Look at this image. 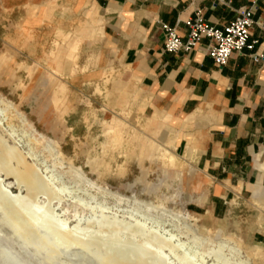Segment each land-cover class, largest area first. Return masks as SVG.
<instances>
[{
	"label": "rangeland",
	"instance_id": "1",
	"mask_svg": "<svg viewBox=\"0 0 264 264\" xmlns=\"http://www.w3.org/2000/svg\"><path fill=\"white\" fill-rule=\"evenodd\" d=\"M26 3L0 0V99L11 101L39 132L55 140L63 159L43 140L31 141L33 132L18 117L13 118L11 137L7 131L12 129L6 124L2 131L9 144L15 143L23 152L31 149L30 158L52 177L55 193L60 196L39 194L28 207L39 205L48 215L67 219V227L85 228L87 235L78 236V240L85 239L88 244H67L63 237L58 254H51L49 259L48 247L35 242L34 235L22 238L29 247L17 242L6 226L8 220L1 218L0 264H104L103 255L107 263H113L120 254H125L126 264H130L148 249L139 239L143 231L132 233L135 227L123 229L115 223H133L134 219L161 233L183 232L178 236L187 242L185 251L198 260L203 256L207 264H225L213 261L215 253L232 260L235 256L227 246L218 250L217 241L193 239L194 233L212 238H217V232L232 236L248 248L250 264H264L262 220L249 216L254 214L251 209L238 210L227 220L208 216L207 193L194 192L191 186L200 177L186 168L180 155L172 152V145L161 144L148 131L143 121L144 104L135 92L120 91L121 82L96 65L95 49L86 47L94 36L87 30L91 25L87 13L75 18L59 13L49 22V18H40V24H32L34 9H27ZM111 125L120 127L121 136L112 138ZM151 145H159V150ZM68 161L81 167L96 186L69 171ZM12 180L9 176L6 179ZM97 186L108 187L115 195ZM11 190L18 192L15 186ZM178 211L189 213L195 226L188 229L169 213ZM162 252L157 255L149 248L148 258L141 263H188L166 248Z\"/></svg>",
	"mask_w": 264,
	"mask_h": 264
},
{
	"label": "crops",
	"instance_id": "2",
	"mask_svg": "<svg viewBox=\"0 0 264 264\" xmlns=\"http://www.w3.org/2000/svg\"><path fill=\"white\" fill-rule=\"evenodd\" d=\"M31 18L87 13L96 65L135 92L143 121L161 144L172 145L200 177L191 186L208 195V216L232 218L251 209L264 224V0H27ZM25 4V5H26ZM252 8L254 24L244 48L217 67L203 38L190 52H165L162 23L185 38V20L200 10L210 25ZM24 9V8H23ZM61 9H64L62 12ZM40 24V23H39ZM93 31V32H92ZM95 37L94 39H92ZM251 53L262 57L253 60ZM178 152H181L180 154ZM197 187V189H196ZM218 219V220H220Z\"/></svg>",
	"mask_w": 264,
	"mask_h": 264
},
{
	"label": "bare ground",
	"instance_id": "3",
	"mask_svg": "<svg viewBox=\"0 0 264 264\" xmlns=\"http://www.w3.org/2000/svg\"><path fill=\"white\" fill-rule=\"evenodd\" d=\"M60 88L63 89V86H60ZM15 117L20 118L22 123L31 129L33 132V136L29 138L31 141L37 139L43 140L49 149H56L55 152L57 156L60 159H63L62 153L56 147L57 142L55 140L49 138L44 133L39 132L11 101L0 99V205H3L0 210V220L3 218L4 220L5 218L8 220L7 222H9V224H6V226L9 227L10 233H12V236L16 239V241L21 244L27 245L28 247L31 246L28 243H25L22 238H27L29 235H34L36 238L34 240L35 242H39L43 247H48L46 252L49 254V259H51V254L54 253L55 256L58 254V245L61 244V238L63 237L67 238L65 241L67 244L76 243L78 241L81 242L82 245L87 246V240L82 238L80 239L83 241L78 240V236L87 235L86 231H84L85 228H80L77 225L69 228L67 227V219H61L59 217L55 218V216L48 215L47 211H45L39 205L36 208L28 207V205L32 203L34 199H38L39 194H42L46 198H53V195L55 194L56 197H54L60 199V196L57 197V194L55 193V186L52 183V177L50 178L47 176L39 164L34 161V159L30 158L33 155L31 149L23 152V150L15 143L9 144L7 134L8 137H11L14 133L12 121ZM3 124H6L12 130L9 133L7 130H5L7 131V134H5V132L2 131ZM108 129L112 134V138L115 139L121 136V129L119 126L111 125L108 127ZM141 144H144V142ZM151 146L152 149L154 148L155 150H159V145L154 147L153 145ZM163 152L164 150L162 153ZM169 157L170 159H173L172 155ZM93 161L96 162V159ZM67 168L69 171L74 172L80 179H84V181L88 184L96 186L94 181H91L89 178H87L81 167L75 166L72 162L68 161ZM8 176L12 177L13 180L6 181ZM13 186L18 189V192H13L11 190ZM97 188L101 191L115 195V193H112L110 190H108V187L97 186ZM23 190H25V193H23ZM169 213L179 222L183 221L188 229L190 228L189 226H195V223H190L192 217L189 213H182L180 211ZM115 224L116 226H119V224L123 225L120 227L123 229L135 227L132 233L139 229L140 231L141 229L143 231L139 234L142 236L139 239L148 246V249L143 250V252H141L135 259L130 261V264H142L141 262L148 258L149 248H152L155 253H157V255L164 254L162 251L164 248H166L169 252L177 254L180 259L188 261L187 264H207L203 256L198 260L194 258V255H190L188 251H185L184 248L187 245V242L181 240L178 236L183 232L173 233L166 230L161 233L158 228H145V221H140L138 219H134L133 223L121 224L116 222ZM10 226L14 229L12 230ZM193 229L196 230V228ZM81 231L84 232L82 233ZM198 233L199 234H193V239L200 238L209 241H217L218 250H220V248L223 246H227L230 253L235 256L234 260H232L227 258L225 254H223L221 257L219 253H215V258L213 261L225 264H250V253L247 250L248 248L243 247L241 241L233 238L232 236L223 237L221 232L216 233L217 238H212L207 234H201L200 232ZM12 236L11 239H13ZM49 237H51L50 240L52 239V241H48ZM29 249L34 251V249ZM179 251H182V253ZM95 255L98 258H101L100 254ZM102 258L105 260L104 264L128 263L126 262L128 259L125 257V254H120V257H117L118 260L114 261L113 263L110 261L107 263V258L104 255ZM213 263L214 262L210 264Z\"/></svg>",
	"mask_w": 264,
	"mask_h": 264
},
{
	"label": "built area",
	"instance_id": "4",
	"mask_svg": "<svg viewBox=\"0 0 264 264\" xmlns=\"http://www.w3.org/2000/svg\"><path fill=\"white\" fill-rule=\"evenodd\" d=\"M188 28L185 38L180 36L176 29L169 24L162 23L165 32L163 50L176 52L183 50L190 52L203 38L208 39L207 54L217 67H223L234 52H241L244 48L252 49L256 40L249 41V30L254 24L253 9L239 8L236 16L220 27L210 25L202 17L201 11L196 10L185 20ZM253 60L262 56L251 53Z\"/></svg>",
	"mask_w": 264,
	"mask_h": 264
}]
</instances>
